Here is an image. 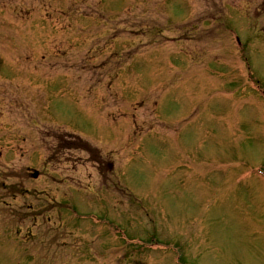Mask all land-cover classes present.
Segmentation results:
<instances>
[{
    "label": "rangeland",
    "instance_id": "374dc122",
    "mask_svg": "<svg viewBox=\"0 0 264 264\" xmlns=\"http://www.w3.org/2000/svg\"><path fill=\"white\" fill-rule=\"evenodd\" d=\"M46 1L0 14V264H264V195L247 203L238 178L264 166V0ZM221 10L234 32L207 52ZM96 37L121 56L104 62ZM194 40L198 62L170 69ZM120 237L146 252L129 261Z\"/></svg>",
    "mask_w": 264,
    "mask_h": 264
}]
</instances>
